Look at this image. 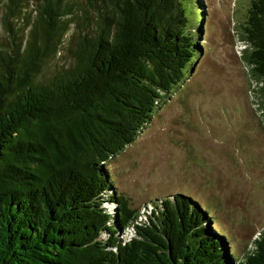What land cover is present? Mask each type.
I'll list each match as a JSON object with an SVG mask.
<instances>
[{"label": "trees", "instance_id": "trees-1", "mask_svg": "<svg viewBox=\"0 0 264 264\" xmlns=\"http://www.w3.org/2000/svg\"><path fill=\"white\" fill-rule=\"evenodd\" d=\"M0 7V264H264V229L234 252L208 202L178 194L142 214L109 173L200 56L202 0ZM247 7L245 57L264 95V0Z\"/></svg>", "mask_w": 264, "mask_h": 264}, {"label": "rangeland", "instance_id": "rangeland-1", "mask_svg": "<svg viewBox=\"0 0 264 264\" xmlns=\"http://www.w3.org/2000/svg\"><path fill=\"white\" fill-rule=\"evenodd\" d=\"M249 1L202 0L195 65L108 164L114 190L142 214L178 194L208 202L212 229L227 230L229 248L241 253L264 229V95L245 57L249 44L241 29ZM3 12L0 7L1 40L8 36ZM68 60L63 51L53 67ZM106 206L112 212L117 204ZM120 233L130 236L132 229Z\"/></svg>", "mask_w": 264, "mask_h": 264}, {"label": "water", "instance_id": "water-1", "mask_svg": "<svg viewBox=\"0 0 264 264\" xmlns=\"http://www.w3.org/2000/svg\"><path fill=\"white\" fill-rule=\"evenodd\" d=\"M120 230H122V228H120Z\"/></svg>", "mask_w": 264, "mask_h": 264}]
</instances>
